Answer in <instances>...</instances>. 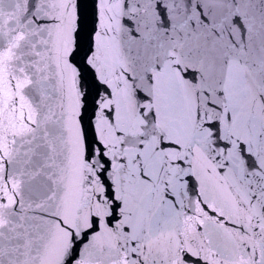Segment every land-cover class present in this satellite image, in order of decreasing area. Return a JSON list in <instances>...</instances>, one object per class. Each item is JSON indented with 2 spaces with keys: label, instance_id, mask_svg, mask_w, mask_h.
Listing matches in <instances>:
<instances>
[{
  "label": "snow or ice",
  "instance_id": "obj_1",
  "mask_svg": "<svg viewBox=\"0 0 264 264\" xmlns=\"http://www.w3.org/2000/svg\"><path fill=\"white\" fill-rule=\"evenodd\" d=\"M0 264H264V0H0Z\"/></svg>",
  "mask_w": 264,
  "mask_h": 264
}]
</instances>
